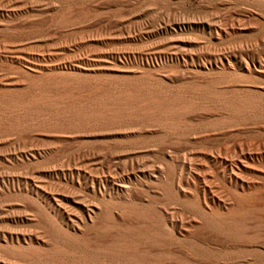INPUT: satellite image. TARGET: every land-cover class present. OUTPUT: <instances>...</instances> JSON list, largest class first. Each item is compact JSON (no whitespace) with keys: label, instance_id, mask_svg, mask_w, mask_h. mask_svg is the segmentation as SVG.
Returning <instances> with one entry per match:
<instances>
[{"label":"rangeland","instance_id":"1","mask_svg":"<svg viewBox=\"0 0 264 264\" xmlns=\"http://www.w3.org/2000/svg\"><path fill=\"white\" fill-rule=\"evenodd\" d=\"M263 44L264 0H0V264H7L8 259L27 264L22 253L2 249L7 246L4 234L34 238L31 245L23 243L21 247L46 251L35 237L48 229L50 221L61 228L68 224L69 216L78 212L70 202L80 196L89 198V205H110L117 213H139L150 207L176 209L194 227L189 229L198 228L202 238L212 241L208 245L174 233L184 252H162L163 264H264V159L250 162L244 174L249 179L255 177L260 190L252 203L235 201L234 195L242 191L228 183L220 168L221 161L231 164L240 150L264 155V119L249 123L247 131L231 128L218 139L204 140L197 132L192 139L165 143L179 163L155 153L152 145L131 138L109 141V150L121 159L99 156L90 165L79 153L92 142V130L54 122L69 112L84 111L95 90L117 84L124 88L127 82L143 77L160 83L167 100L196 105L194 112L179 117L193 126L200 123L193 120L200 109L210 108L207 111L220 115L231 112L217 97L254 98L263 102L264 108ZM32 82L44 84L43 92L49 95L66 96L65 103L57 102L63 108L9 109L13 102L25 104L34 97L35 91L30 97L22 94ZM60 82L66 86H58ZM212 84H217L214 97L194 91ZM46 118L54 124L40 127ZM130 157L142 159L144 166L133 170L126 164ZM151 165L163 167L166 175L173 166L174 177L191 182L207 172V181L221 201L229 200L227 208L245 213V218H210V210L201 202L198 210L185 207L166 186L147 179ZM100 182L106 191L102 196L93 193L94 183ZM124 185L132 188L133 197H125ZM216 209L227 214L218 205ZM145 219L141 218L142 222ZM106 224L102 232L113 226ZM122 225L129 230L139 226L133 221ZM167 230H172L168 224ZM98 231L92 230V236L100 235ZM162 231L166 234L164 228ZM171 247L170 243L165 246Z\"/></svg>","mask_w":264,"mask_h":264},{"label":"bare ground","instance_id":"2","mask_svg":"<svg viewBox=\"0 0 264 264\" xmlns=\"http://www.w3.org/2000/svg\"><path fill=\"white\" fill-rule=\"evenodd\" d=\"M262 76L264 77V72L262 73ZM51 83L53 84V82ZM127 84L128 85H125L127 87L124 88V85L117 84L116 87L111 89L95 90L92 93V96L94 95V99L89 101V103L85 106L84 111L69 112L62 115L63 117H60L62 122L56 120L54 121L57 123L64 122L68 126L72 127L92 130L91 135L89 136L91 137L92 142L90 141L86 143L83 151L79 153V156H82L83 159H85L83 161L84 163L86 161L89 162L90 165L92 159H95L96 157L98 158L99 156L108 157L111 161L121 159L119 154L109 150V141L112 140H116L118 142L119 140L137 138L139 139V142L152 145L155 153L168 157L171 155L169 154V150H167L165 143L171 142L172 140H179L180 138L187 140L192 139V136L194 137L193 134L197 132L204 140L218 139L219 137L228 134L229 129L231 130V128L242 132L243 129L250 125L249 123L253 122V125H255L256 122L264 119L263 102H258V100L255 101L254 98L253 100L249 97H234L235 99L232 97L230 100L217 97L220 101V105L223 107H229L231 112L228 111L230 113H226L227 115H220L207 111L210 108L207 110L200 109L201 112L198 113V110L194 116L195 118L193 119L200 121V123L197 126H193L194 124H187L184 120L179 119V117L194 112L195 109H198L196 105H192V103L189 105L183 104L180 103L178 99H170L171 101L169 99L167 100V95L161 84L148 81V79L144 77L134 79V81L127 82ZM216 85L217 84H212L206 87L196 88L194 91L203 93L205 96H210V94L214 92ZM58 86L65 87L66 84L60 82L58 83ZM70 86L73 85L68 84V87ZM43 87L44 84L32 82L29 90H26L22 94L30 97L31 91H35L36 93L34 97H30L29 101L25 104H21V102H13L10 104L9 109L17 111L20 107L32 108L36 106L52 108L55 111L62 109L63 106L57 104V102L63 101V103H65L67 101V97H55L53 95H49L43 92ZM236 92L238 91H235V93ZM249 94H251V92H249ZM212 97H214L213 94ZM19 104L21 106H19ZM0 109H3V107L0 106ZM5 110L8 111L7 109ZM51 121L52 119L50 118L44 119V123L40 127L52 126L54 123H51ZM154 135L158 136L154 137ZM101 141L105 142L100 144ZM97 147L100 148L99 151H97ZM218 152L216 151L220 157L221 155ZM255 155L248 154L246 151L240 150L235 155V160L233 159L234 157H232L233 161H230L232 162L231 164H226L225 161H221V175L225 177L227 176L228 183L236 189H240L242 191V193L238 194L237 192V194L234 195L237 203H252L253 201H257L260 190L255 186L256 178L252 177L249 179L247 177V179V175L244 176L245 171H247L250 166V162H256L259 159H264V155ZM76 157L78 158V155ZM171 157L172 159L170 160H172V162L179 163L176 156L172 155ZM228 157L231 158L230 155ZM135 158L132 159V157H130L126 164L128 166L130 164L133 170L142 168L144 166L140 162L142 159L138 158V160ZM101 160L99 158L100 162ZM109 164L110 163H108L107 166H109ZM151 166L153 170L151 173L148 172L147 179L166 186L165 188L167 192L178 202H182L185 207L191 210H198L197 204L201 202L205 208L210 210V218H223L231 220L245 218V213H239L238 211L229 210L227 208V201L229 200L226 202L221 201V198H219L220 195L213 190L212 183L207 181V172L201 173L200 177H195L191 182L189 180H184L182 176L174 177L172 170L173 166H169L171 168L169 175H166L163 167L156 169L155 166ZM181 166H179L177 170L184 168V166ZM92 167L88 169H92ZM167 179L169 180V183L167 182ZM97 186L99 187V191H97ZM121 190L122 192L129 193V195L126 193L125 197L134 196L133 190L129 185L122 186ZM104 192L106 191L101 182L98 184L94 183V194H101L102 196ZM197 192H199L200 195H198ZM90 201L91 200L89 198L87 199L86 196L74 197L70 203L78 210V212L75 210V216H69L70 220L68 224L61 228L54 225L55 221H50L47 223L48 229L41 228L42 231L37 234L38 236L35 237V240L45 247L46 251H31L29 250L32 249L31 247H28V249L22 248L21 245L23 243H29L31 245L34 242V238H29L25 235L21 236L20 234H15L13 232L4 234L7 246L2 249L4 251L22 253L23 256H21L25 258L24 261L27 264H163V258L160 255L162 252L171 253L172 251H176L178 249L184 252V250L179 247L180 244L176 241L174 233H179L181 235L184 234L186 238L203 241L208 245L212 243V241L210 242V240L201 237L200 233L196 231L198 228H195V230L189 229L188 227H194L190 222L187 223L185 215L176 209L163 207L160 208V210H157L150 207L152 213L149 211L150 209L139 213L131 212L130 210L117 213L115 208L110 205L105 206L98 204V206H93L89 205ZM217 205L220 209L225 210V212L227 211V214L219 212L216 209ZM98 214H100V216ZM149 216L153 218L146 220ZM141 218L146 219L142 222ZM162 220L166 223L164 224ZM126 221H133L135 224H139V226L133 230L125 229L122 227V224ZM106 222L113 224L111 227V230H114L113 232H111L110 228H107V232H102V230H100L102 227H107ZM204 222L206 221L204 220ZM88 224L92 225L91 229L88 228ZM117 224H119L120 227ZM167 224L172 227L171 231L167 230ZM203 226L201 224V228H203ZM162 228H164V231L166 230L165 232L168 236H166V234L162 231ZM92 230H99L97 233L100 232V235L98 234L93 237ZM101 234L107 235L109 238L105 239L101 236ZM168 242L172 244L171 248H165V246L169 244ZM15 245H18V247ZM16 253L15 255L18 256ZM7 261V264H22L16 261L13 262L12 260L9 261V259Z\"/></svg>","mask_w":264,"mask_h":264}]
</instances>
